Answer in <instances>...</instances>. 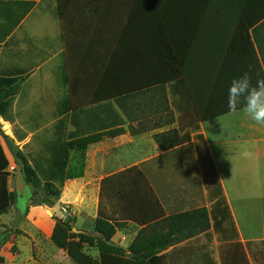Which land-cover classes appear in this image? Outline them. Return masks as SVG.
<instances>
[{
  "label": "crops",
  "instance_id": "crops-1",
  "mask_svg": "<svg viewBox=\"0 0 264 264\" xmlns=\"http://www.w3.org/2000/svg\"><path fill=\"white\" fill-rule=\"evenodd\" d=\"M195 15L196 28L191 33L189 18ZM245 29H249L253 50L264 68V0H207L206 4L201 0V12L173 11L166 13L164 19L152 0H0V76L17 79L9 120L0 118L2 133L10 143L12 137L23 146L39 136L42 144L39 158H45V148L59 137L58 121L73 114L68 97L70 83L78 81L76 74L82 69L92 71L96 66L102 67L111 53L117 50L124 54V47L130 43L141 51L138 53L142 69L150 62L145 63L142 54L157 53L158 38H162L175 48L185 67L196 68L199 83L201 55L209 53H213V66L227 70L232 79L235 74L239 78L251 65L252 81L256 80L255 59L246 42ZM190 35L195 39L192 47L186 49ZM145 73L141 71L138 81H152ZM110 106L112 109L105 105L85 108L88 115L80 114L77 119L80 133L87 128L98 135L123 131L88 146L116 145L125 151L115 162L133 163L110 173L102 181L115 178L128 169L134 170L113 179L106 188L107 184H102L100 192L71 191L70 186H66L53 208L31 207L27 217L51 229L45 243L52 244L54 227L63 221V205L75 217L72 232L94 235L93 226L102 198L106 201L104 210L109 212L106 215L116 218V197L122 184L141 176L148 180L162 208L152 207L153 214L163 210L168 217L201 208V178L207 189L201 143L208 151L239 241H264V235L245 238L239 230L241 227L264 229V126L241 110L199 122L188 93L176 81L136 93L124 99L121 106L113 102ZM112 111L117 117H112L111 121L120 123L111 128ZM47 117H54L53 124H47ZM20 118L21 124L18 123ZM15 125L20 131L14 129ZM75 130V126L66 124L64 138ZM1 146L3 148L2 143ZM73 152H70V160ZM5 156L8 159L6 153ZM28 162L32 164L33 161ZM9 171L12 172L10 162ZM15 177L16 172L9 178L10 191H15ZM13 208L21 212L15 206L9 212ZM55 209L62 215L56 216ZM9 212L0 215V219L7 217ZM0 229H3L2 224ZM140 229L128 222L115 233L111 242L127 249ZM175 247L164 254L168 255ZM84 250L99 264L96 247ZM58 254L70 260L65 251L56 249L54 255L45 258L44 264H56Z\"/></svg>",
  "mask_w": 264,
  "mask_h": 264
},
{
  "label": "trees",
  "instance_id": "trees-1",
  "mask_svg": "<svg viewBox=\"0 0 264 264\" xmlns=\"http://www.w3.org/2000/svg\"><path fill=\"white\" fill-rule=\"evenodd\" d=\"M152 1L162 19H164L166 13L173 11L191 14L201 12V0ZM206 2L207 0H204V4ZM29 7H31L30 4L27 5L28 9ZM196 19V15L191 20L189 18L188 28L191 33L195 31ZM251 26L250 24L248 28ZM245 30L246 42L255 59L256 71L254 74H256V80L252 81L255 85L257 79L264 78V68H262L255 50H253L248 35L249 29ZM194 39V35H190L186 49L192 47ZM157 47L155 49L157 53L146 52L142 54L144 62L150 60L148 67L145 65L144 69L139 66L140 54L138 52L141 51L135 45L133 46V43L124 47V54L117 50L111 53L102 67L100 65L99 67L96 66L92 71L82 69L76 74L78 81L69 85L68 106L74 108L73 114L58 121L59 137L57 140L50 142L45 148L46 157L39 158L30 164L20 152H17L25 182L36 191H41L44 194L43 198L29 201L30 196L19 198L16 191L9 190L8 181L9 178L14 177L16 169H13L12 172L9 171V161L0 143V215L7 214L13 206L24 212V215L31 207H53L60 199V188L64 181L73 180L72 177L67 175L70 152H85L88 146L99 142L103 137L113 138L123 132L119 129L98 135L90 133V129L87 128L88 130L81 129L82 132L80 133V123L77 119L80 114L88 115L85 108L105 105L112 109L110 106L112 102L121 106L124 99L132 97L136 93L154 86H161L167 82L176 81L182 84L184 91L188 93L199 122H207L233 113L229 111L227 103L232 78L227 70L216 69L213 66V53L201 55L203 60L201 61V83H199L196 68L188 69L185 67L183 61L179 59L178 53L174 51V47L162 41V38H158ZM141 71H145V75L152 77V81H138ZM151 72L153 74H150ZM257 73H259V76H257ZM242 74L240 73L239 77ZM233 76L237 78L236 74ZM80 79L86 82H81ZM16 88V78L0 76V118L6 121L9 120L8 113L12 107L11 96ZM237 111H239V108ZM112 117H117V114L113 111L109 119L110 127L119 126L120 122L111 121ZM68 123L75 126L76 130L73 133H68L64 138L63 127ZM104 127H106V120H104ZM0 134H2L1 124ZM79 136L83 137L79 138ZM201 152L204 161L202 168L208 190L207 200L209 206L175 213L168 217H165L163 210L159 214H153L151 208H160L161 205L148 180L141 176L124 182L120 193L118 192L119 194L116 197L118 216L116 218L108 216L99 210L94 222L93 245L89 246L96 247L98 250L99 264H166L167 254H164V252L169 248L196 236L207 235L210 229L219 237L221 236L222 241L235 242L241 248L242 256L246 260L244 247H241L238 243V234L222 196L213 164L209 160L208 151L202 143ZM133 170L134 168L128 169L115 178L129 175ZM115 178L107 179L103 181V184H106L108 180L110 183ZM56 184L59 186H56ZM128 222L141 227V229L127 249H123L113 245L111 240L115 233ZM71 231L72 228L69 226V222L56 223L51 242L57 249L68 251V256L75 263H78L80 259H75L70 253V250H72L69 238ZM2 247L3 243L0 239V253ZM88 263L94 264V261L89 258L87 259ZM0 264H3L1 255Z\"/></svg>",
  "mask_w": 264,
  "mask_h": 264
},
{
  "label": "rangeland",
  "instance_id": "rangeland-1",
  "mask_svg": "<svg viewBox=\"0 0 264 264\" xmlns=\"http://www.w3.org/2000/svg\"><path fill=\"white\" fill-rule=\"evenodd\" d=\"M121 103L123 105L124 101ZM46 121L47 124L51 125L53 124L54 117H47ZM22 122L23 120L20 118L18 123L21 124ZM15 128L20 131L18 125H15ZM10 140L12 141L13 150L20 152L23 157L28 158V161H37L39 159L42 147L39 136H35L33 141L26 146H23V143H16L12 137H10ZM0 142L9 159L10 170L17 169L18 166L15 163L14 157L2 137H0ZM124 151L125 149H118L116 145L109 144L88 148L82 153L73 152L67 170L68 177H72L73 180L64 181L60 188L61 191L66 186H70L71 191L84 189V193H88V191H94L95 193L102 191V180L104 178L112 172L127 168L133 164H117L115 162L116 157L124 153ZM19 166L21 167L20 164ZM24 183V197L30 194L29 201L44 197L41 191L33 189L25 180ZM107 183H109V180ZM111 183L110 181L109 184ZM56 186L59 185L56 184ZM108 186L107 184L105 188ZM37 193L38 195L36 196ZM207 202V189L205 184H202L201 178V207H208ZM105 206L106 201L102 198L99 210L108 214L109 212L104 210ZM63 207L65 208V212H62L64 215L63 221L69 222V226L73 228L75 217L66 205H63ZM29 210L30 208L27 213ZM54 211L56 216L62 215L57 209ZM46 214L50 217L48 212ZM46 214H43V216H46ZM79 221L80 218L78 217ZM0 224L3 226V229H0V239L3 243L0 255L3 258V264H44L45 258L55 254L57 248L52 244L45 243V237L51 234V229L33 222L27 217V214L24 215L13 208L7 217L0 219ZM239 230L245 238H260L264 235V229L241 227ZM69 238L72 247L70 253H72L75 259H80V261L75 263L71 257L68 256L70 260H67L65 255L60 257V254H58L56 264H87V259L91 256L84 252V249L91 247L89 246L91 244L93 245L92 239L94 236L87 232L75 233L71 231ZM220 238L222 237H219L210 229L207 235L202 234L201 236L199 235L182 242L167 255L166 264H264V241L242 243L238 239L240 246L244 247V252L246 253L245 260L242 256L241 248L235 242H224ZM66 253L68 255V251ZM94 264H98V262L94 260Z\"/></svg>",
  "mask_w": 264,
  "mask_h": 264
},
{
  "label": "clouds",
  "instance_id": "clouds-1",
  "mask_svg": "<svg viewBox=\"0 0 264 264\" xmlns=\"http://www.w3.org/2000/svg\"><path fill=\"white\" fill-rule=\"evenodd\" d=\"M227 103L230 112L239 108L255 123L264 126V78L257 79L253 85L251 65L239 78L232 79Z\"/></svg>",
  "mask_w": 264,
  "mask_h": 264
},
{
  "label": "water",
  "instance_id": "water-1",
  "mask_svg": "<svg viewBox=\"0 0 264 264\" xmlns=\"http://www.w3.org/2000/svg\"><path fill=\"white\" fill-rule=\"evenodd\" d=\"M0 137H2L3 140L5 141L9 151L12 153V155L14 157L16 165L18 166L17 170H16V177H15V184H16L15 191H16L17 196L19 198H23L24 197V190H25V183L23 181L22 170H21V167L19 166L20 163H19V160H18V157H17V153L13 150V146L11 145V143L7 139V137L4 136L3 133L0 134ZM47 212L50 214L49 211H47Z\"/></svg>",
  "mask_w": 264,
  "mask_h": 264
},
{
  "label": "built area",
  "instance_id": "built-area-1",
  "mask_svg": "<svg viewBox=\"0 0 264 264\" xmlns=\"http://www.w3.org/2000/svg\"><path fill=\"white\" fill-rule=\"evenodd\" d=\"M62 211L65 212V208L64 207L62 208Z\"/></svg>",
  "mask_w": 264,
  "mask_h": 264
},
{
  "label": "flooded vegetation",
  "instance_id": "flooded-vegetation-1",
  "mask_svg": "<svg viewBox=\"0 0 264 264\" xmlns=\"http://www.w3.org/2000/svg\"><path fill=\"white\" fill-rule=\"evenodd\" d=\"M30 196L29 194L27 195V197ZM26 197V196H25Z\"/></svg>",
  "mask_w": 264,
  "mask_h": 264
}]
</instances>
